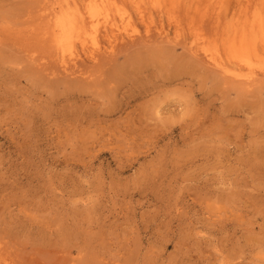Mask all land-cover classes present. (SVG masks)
Instances as JSON below:
<instances>
[{"label": "rangeland", "instance_id": "1", "mask_svg": "<svg viewBox=\"0 0 264 264\" xmlns=\"http://www.w3.org/2000/svg\"><path fill=\"white\" fill-rule=\"evenodd\" d=\"M119 1L136 38L70 77L43 1L0 0V264H264V73L245 86L187 51L264 0Z\"/></svg>", "mask_w": 264, "mask_h": 264}, {"label": "bare ground", "instance_id": "2", "mask_svg": "<svg viewBox=\"0 0 264 264\" xmlns=\"http://www.w3.org/2000/svg\"><path fill=\"white\" fill-rule=\"evenodd\" d=\"M42 1L43 2H41V6H39L40 9H39L38 15L36 17V22H37L38 28L42 32V38H43V41H44L45 46H46L47 51H48L46 53H49L46 55H49L50 58H52L54 63L56 64V67H53L51 65V67L56 69V70H52V73L54 76H58L60 73H62L66 76L74 77L75 75H78V76L81 75L82 76L83 74L88 73V70L92 67L88 68L87 72L83 71V69L85 70L86 67L84 68L82 66V68H81V64L78 61V58L80 56L79 55L80 52H84V54H86L89 57V59L93 61V63L97 62L99 60H102L103 58H105L107 56L109 57V59H111L113 53L116 52L115 50H118L120 47V45H119V47L117 48V44H116L117 41L120 40V42L122 41V42H124V44H127V43H125L124 38L125 37H128V38L131 37V34L129 32L130 27L132 26V19L130 17L131 14L128 15V12H125V11H124L123 15H122V13H118V12H120V9H119L120 7L118 4V3H120V1L117 2L118 0L117 1L116 0H42ZM125 1H127V0H125ZM134 1L136 2V0H134ZM121 4L122 3H120V5ZM155 4L157 5V3H155ZM161 4H164V3H161ZM177 4H178V1H177ZM186 4H188V3L186 2ZM139 5H140V3H139ZM139 5L138 4L136 5L137 11H138V16H140V18L144 19L145 16L143 15L144 12H143L142 8L146 7V5H143V2H142L143 7H141ZM191 5H192V3H191ZM185 6H187V5H185ZM173 9H171V10L174 11ZM124 10H125V8H124ZM153 10H154V8H153ZM200 11L203 12V10H200ZM147 12L148 11H146V13ZM158 12H160V11H158ZM148 14L151 15V12ZM148 14H146V15H148ZM174 14H176V13H174ZM174 14H172V15L176 16ZM259 16H261V14ZM148 18H151V17H148ZM171 18H172V16L170 17V19ZM213 19H215V16ZM140 20H142V19H140ZM148 21L150 23L152 22L149 19H148ZM172 23H174V22H172ZM177 23H178V21L176 22V20H175V25ZM146 24H148V23L146 22ZM241 24H239L241 26L240 32H237V29L234 28L235 30L232 32L231 35L229 34L230 36L226 41L224 39L221 40L220 46L215 45V44H217V43H214L215 41L213 42V45H211L212 43L210 44V42H212V41L210 40V42H208L209 38L207 41L201 35L195 39L192 37L193 40L190 41V43H189L190 45L188 44L190 47H189V50L187 49V51H190L191 53H189V52L188 53L192 54L191 56L198 58L199 61L203 62L205 65H207V67L214 70L219 75L224 76V78H226L228 80L231 79L232 81H236V82L238 81L242 85L251 87V86H254L257 83H259L258 82L259 78H261V79L263 78V77H261L260 74L264 73L263 72L264 71V69H263V67H264V50L262 47L260 48V45H259V43L263 40V39H261V41L259 42V39L263 38V36H264V26H263L264 25V18H262V16L259 17L258 20L256 21V23L252 22V24L251 23L246 24V22H243V24L242 25ZM147 26H146V29H147ZM217 26H218V24H217ZM220 26H218L216 28L219 29ZM231 26L234 27L235 23H231ZM231 26H229V28H231ZM135 27H136V24H135ZM173 27H175V26H173ZM182 27H183V25H182ZM149 30H150V28L147 29L148 32H150ZM161 30H162V28H161ZM257 32L260 33L261 36L262 35L263 36L260 37ZM223 33H224V30H223ZM150 34H149V36H150ZM162 34H161V36H162ZM178 34H180V33L178 32ZM213 34H215V32H213ZM140 36L141 35H139V37ZM165 37H166V35H165ZM225 37H226V34H225ZM133 38H136V35ZM133 38L131 41H133ZM205 38H206V36H205ZM140 39L142 42L144 41V39H142V37H140ZM136 40H138V39H136ZM146 40H148V39L146 38ZM149 40H151V38H149ZM166 40H169V39H166ZM177 40H179L178 37H177ZM141 41H140V43H141ZM131 43H129V46L131 45V48L134 45H135V47L138 45V44H131ZM152 43H154V42H152ZM261 43H263V45H264V40ZM41 44H42V42H41ZM129 46L126 45L123 47L129 49ZM140 46H142V45H140ZM115 48H117V49H115ZM44 54L45 53L43 51V55ZM43 57H41L40 60H42ZM43 59H46V57ZM36 60H37V58H36ZM33 62H34V60H33ZM80 62H82L81 58H80ZM105 62H106V60H105ZM108 62H110V61H108ZM44 63H43V65H45V67H47L46 64L48 65V63H46V64H44ZM40 64L41 63H39V65ZM49 66H48V69H49ZM48 69L45 68V70L49 71ZM262 69H263V71H262ZM49 73H51V69H50ZM56 73H58V75ZM89 73H91V72L89 71ZM89 73H88V75H89ZM62 74H60V75H62ZM85 76L87 77V75H85ZM89 78L91 79L92 77L90 76ZM249 87H247V89Z\"/></svg>", "mask_w": 264, "mask_h": 264}]
</instances>
